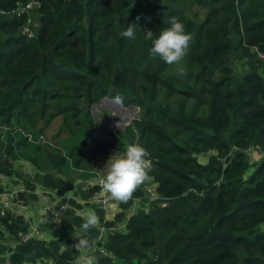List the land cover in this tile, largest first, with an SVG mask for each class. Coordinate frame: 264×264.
<instances>
[{"label": "trees", "instance_id": "16d2710c", "mask_svg": "<svg viewBox=\"0 0 264 264\" xmlns=\"http://www.w3.org/2000/svg\"><path fill=\"white\" fill-rule=\"evenodd\" d=\"M30 1L38 5L31 38L20 34L23 15L0 17V125L9 128L14 120L21 128L19 146L30 144L22 135L26 129L41 137L58 117V135L66 119L80 133L66 154L32 145L36 157L22 160L35 169L32 178L13 169L10 161L17 158L0 157V175L19 179L25 190H33L34 182L46 192L64 193L48 170L86 168L81 154L91 130L86 108L119 95L121 106L143 113L133 128L137 143L155 160L148 179L167 206L149 202L143 209V191L136 189L132 198L142 202L137 200L135 211L129 213L131 199L111 211L100 209L93 201L96 183L86 185L91 200L70 196L71 208L52 239L24 243L18 237L26 234V225L8 209L0 216V232L16 242L8 264H76L74 248L60 249L79 237L104 253H92L99 264H264V60L258 67L248 63L238 76L229 66L230 57H248L249 48L256 50L252 58L264 55V0H0V11ZM193 6L199 15L191 14ZM172 16L193 37L185 57L194 70L187 78L168 73V65L148 56L151 41L144 35L158 34ZM131 23L138 25L136 38H122ZM47 111L53 112L48 119ZM134 137L127 128L122 140L110 137L109 143L127 150ZM249 148L256 153L254 164L247 161ZM207 153L214 154L204 164L196 162ZM78 201L99 217L87 232L76 214ZM122 224V233L109 231ZM99 227L105 236L95 242Z\"/></svg>", "mask_w": 264, "mask_h": 264}, {"label": "rangeland", "instance_id": "374dc122", "mask_svg": "<svg viewBox=\"0 0 264 264\" xmlns=\"http://www.w3.org/2000/svg\"><path fill=\"white\" fill-rule=\"evenodd\" d=\"M28 4L30 5V7L24 9V11L28 14L23 16L25 22L21 26L20 32L23 33L25 31L28 34V36H30L31 34H33V29L36 26L37 16H36V14L33 13V11H34L33 4L32 3H28ZM236 9L238 11V7H236ZM189 11L191 12V14L194 13L197 15H199V12H200L194 6L189 7ZM11 13H12V11H8L4 15H0V17L4 18V19H8V18L12 19V18L16 17ZM26 19H28L27 22H26ZM253 53H255V49L249 48V54L250 55L248 57L238 59V58L233 56V57L229 58V66H230V69L232 71L233 76H238L240 73L245 71L247 69L248 63H252L253 65H255V67L260 66V64L263 60L261 61L257 57L252 58L251 54H253ZM180 68L183 69L182 75L180 74V71H179ZM193 70L194 69L188 65L186 57H184L178 65L168 66V73L175 75V76L185 77V78H187L189 75V72H192ZM33 111H34V109H33ZM85 112L88 116L89 121L91 122V128H90L91 130L89 131V135L87 137V140H86L85 145H84L82 152H81L83 158L85 159L86 168L85 169H75L74 167L71 166V164H69V166L64 170V173H60L56 170H48V173L50 175H53V178L57 179L60 182L63 189L65 190V192L62 194L56 193L55 191H52L51 193L53 194V196L55 195V197L57 198L59 203L66 204L67 208L68 207L71 208L69 205V202H68L71 195H73V196L77 195L78 197L82 198L85 201L88 199V194H86L87 193L86 183H82V184L77 183L76 184L75 178L80 179L79 181L87 182L88 179L92 177L97 182L101 177L106 175V173H107L106 163L109 160L110 156L112 154H122L123 152L126 151V150H117L112 144H110L109 143L110 137H117L119 140H122L124 135H125V130L127 128L128 129L131 128V131L133 132V135L135 137H134L133 141L130 143V145L138 144L136 132L133 128V122L138 121L141 117H143V113L141 112V110L139 108L133 107V106L123 107L121 105H116L113 102V99H111V98L100 99L96 104L87 106ZM36 113L37 112L33 113L32 118H34ZM52 113L53 112H51V111H47V114H46L47 118L46 119H48V117ZM59 123H60L59 117L53 119L51 121V123L47 126V128L44 129V131L41 134L42 135L41 137H40V135L39 136L36 135V133H37L36 130L31 131V129H29V130L26 129L25 134H22V135H27V139H28L27 142H28V144L29 143L30 144L19 146L18 144H16V142H18V140H20V138H19L20 136H19L18 132L19 131L21 132V130H20L21 128L15 124L14 120H12L9 124V128H8L9 131H7L9 133H7V132L2 133L0 130V157H6V158H9V160L17 158L16 161L26 160L27 158H31V157L35 158L37 153H34L35 149H34V146H32L35 144L36 145L38 144L40 146L47 145L55 153L66 154V152L69 150L70 146L72 144H74L73 138L80 133L79 132L80 126H76V125H74L73 121H69L66 119L65 120V125H66L65 129L66 130L64 132H61L60 135H58L57 130L59 127ZM0 127H1V125H0ZM55 136L57 139L51 140ZM40 138L43 139V143H41ZM14 145H17L16 146L17 150L12 151L11 153L6 150L7 147H10V149H12V147H14ZM16 147H15V149H16ZM75 147H76V144H75ZM253 152H255V150H253L252 148L247 149L245 152L247 155V161L249 164H251V163L254 164L253 156H252ZM211 154H214V153L197 155L195 158L196 162L200 163V164H204L206 162L207 156L211 155ZM147 159L150 160V166L147 169V174H148V171L152 168V163L155 160H152L151 156H148ZM73 160L74 159H72V161ZM24 164L28 165V166L27 165H24V166L31 168L32 171H35V169L32 168L29 165V163L25 162ZM16 171H18V170H16ZM249 171H250V169H249ZM31 174H33V172H31ZM31 174L30 175L24 174V176H30L32 178ZM2 178L3 177H0L1 180H2ZM8 178L9 177H5L3 180L8 179ZM30 181H32V180H30ZM32 184L35 187L40 188V186H38L37 183L33 182ZM34 186H33V189H36ZM80 186L83 187V189H81ZM70 187H71V189H70ZM154 187H155V185L151 182V180L146 179L145 182L137 188V189H141L143 191V194H141V193L140 194L142 195V199L145 200L143 202V205L147 206L143 209H147L149 207V202L154 203L159 208H163V207L167 206V203L165 201L158 199L159 197L153 199L152 197L149 196V194L147 193V189L153 191L155 189ZM98 189L100 192L99 187H98ZM136 192H138V191H136ZM144 195L147 196L148 198H151L152 200L146 198ZM91 196H90V199L87 200V202H89L91 200ZM142 199L131 198V200H133V204L129 208V213L132 211H135V208L138 205L137 200L142 202ZM17 200L19 201V199H17ZM23 201H25V200H23ZM108 202L109 201H107L105 207H108L110 205V203H108ZM33 204L34 205L28 204L26 210L32 211L31 222L34 224L38 220H40V218L43 215L47 214V212H45V210H44L45 208L50 209L49 213H52L57 208L56 203L51 202L46 197L38 198L37 201H35ZM96 206L98 208H100L97 204H96ZM111 207H112V205L109 206L107 209L109 210V208H111ZM84 208L91 210V211L93 210L92 207H90L88 205L84 206ZM113 208L114 207H112V209ZM75 216H77V215H75ZM61 218H62V216H61ZM60 220L61 219L59 218V221ZM38 225H40V224L38 223ZM263 228H264V225H261L260 229H263ZM49 232L52 233L51 231H49ZM75 233L78 234L77 231H75ZM103 236H105V234H103ZM7 237H8V235H7ZM8 239H10V238L8 237ZM100 240H101V237L98 238V241H100ZM0 254L3 255V253L1 251H0ZM1 255H0V258H1ZM110 264H112V263H110ZM134 264H144V262L143 263H134Z\"/></svg>", "mask_w": 264, "mask_h": 264}, {"label": "clouds", "instance_id": "9594fccd", "mask_svg": "<svg viewBox=\"0 0 264 264\" xmlns=\"http://www.w3.org/2000/svg\"><path fill=\"white\" fill-rule=\"evenodd\" d=\"M137 16L136 20L139 21ZM168 27L162 29L158 34L147 31L145 39L151 41L148 49V56L151 59H158L168 66L178 65L186 56L192 35L186 33L185 26L175 16L167 20ZM138 32V25L131 23L120 32V36L127 40H134ZM180 74L183 69L180 68ZM116 105H123V97L117 95L113 98ZM148 151L139 144L129 145L122 154H112L107 161V173L101 177L97 184L100 188L99 195L103 196L105 202L115 201L112 207L127 203L133 196L136 189L148 179L147 169L150 166ZM99 222V217L95 211H88L81 231L87 232ZM71 248L76 252L84 253L91 246L89 239L85 237L75 238ZM65 251L71 249L64 246ZM76 264H99L97 256L93 254H81L77 257Z\"/></svg>", "mask_w": 264, "mask_h": 264}, {"label": "crops", "instance_id": "0c3cea01", "mask_svg": "<svg viewBox=\"0 0 264 264\" xmlns=\"http://www.w3.org/2000/svg\"><path fill=\"white\" fill-rule=\"evenodd\" d=\"M255 152L252 153L253 158H255ZM256 159V158H255ZM12 164V167L14 170H18V172H20V174H26V175H30L32 171L31 168L26 167L24 165L25 162L24 161H10ZM28 166V165H27ZM33 174H31V176H33ZM3 177L2 180L0 179V193H2L4 196L3 198L5 200H11V207L9 208L8 214H10L11 218L14 217H21L26 225V236L31 239V238H35L38 240H45V241H49L51 238V234L49 231L51 232H55L58 226V222L53 223L52 221H48L45 224H40L38 221V223L40 225H38V223L36 222L35 224L31 222V214L32 211L31 210H26L27 209V205H34L33 203L35 201H37L38 198L40 197H46L48 198L51 202H55L56 205L58 204L53 198V194L46 192L44 190H42V188L39 187H35L36 189L33 190H25V188L23 187V183H21V181L19 179H16L13 176H9L8 179L3 180L5 177ZM76 180V184L80 183H86V185H91L94 186L96 181L94 178H89L87 182H82L79 181L80 179L75 178ZM81 187V186H80ZM18 193H22L23 194V198L18 199ZM30 195H32L34 197V199L30 198ZM72 196V195H71ZM75 200H79L74 198ZM25 200V201H23ZM87 202H84L82 204V202L78 201V204L80 205V209L76 211V214L79 215L81 218H83L85 220L86 214L88 211V209L84 208V204ZM108 203H110L109 206L113 205L114 203H116L115 201H109ZM108 206V207H109ZM112 210V207L109 208V211ZM62 216V215H61ZM60 216V219H61ZM123 226V224H122ZM120 225L115 226L114 228L110 229V232H117V233H122L124 226L122 227ZM0 231H2V228H0ZM103 234H105V230L102 227H99L98 229V236L102 237ZM77 236V235H76ZM75 236V237H76ZM67 245H63L60 249V252L65 251L64 246H67L68 248L71 249V246L73 245V243H66ZM16 245V242L12 241L11 239H8L6 234H3L2 232H0V251L3 253V255H1L0 258V263L1 264H5V257L7 256L8 250L12 249L13 246ZM78 253V256L81 254H88V249L85 250L84 253ZM46 264H53L51 261H47L45 262ZM45 263H39V262H35V263H22V264H45Z\"/></svg>", "mask_w": 264, "mask_h": 264}, {"label": "built area", "instance_id": "2783aa9c", "mask_svg": "<svg viewBox=\"0 0 264 264\" xmlns=\"http://www.w3.org/2000/svg\"><path fill=\"white\" fill-rule=\"evenodd\" d=\"M28 3H32V4H33V9H34L33 13L36 14V10H37V7H38L37 3H36V2H32V1H30V2H28ZM28 3H26V4L23 5V6H18V7H16L15 9L11 10V11H12L11 14H13L14 16H18V15H23V16H25V15H27L28 13H26V12L24 11V9L30 7V5H29ZM5 13H6V12L0 11V15H4ZM27 21H28V19H26V22H27ZM24 22H25V21H24ZM20 34L23 35V36H25V38H27V39H29V38L32 37V35H33V34H31L30 36H28V34H27L25 31H24L23 33L20 32ZM255 51H256V50H255ZM255 53H256V52H255ZM256 57L259 58V59H261V60H264V55H261V54H258V53H257ZM0 130H1L2 133H6L7 131H9V129H8L7 127H2V126L0 127ZM26 137H27V136H26ZM96 185L98 186L97 182H96ZM98 187H99V186H98ZM99 193H100V192H99ZM147 193H148L149 196L152 197L153 199L157 198V197H155V194H154L153 191L147 189ZM3 196H4V195H3L2 193H0V216H3V215L5 214V212H6V211L11 207V205H12V204H11V200H5V199L3 198ZM54 198H55V201L58 203V204H57V208H56L55 211H53L52 213H49V211H50L49 208H45L44 210H45V212H47V214H46V215H43V216L40 218V220H38V222H39L40 224H45V223H47L48 221H52L53 223L58 222L60 216L66 211V209H67L66 204H61V203H59V201L57 200V198L55 197V195H54ZM93 201L95 202V204H97V205L100 207V209L105 208L106 203H107V202H105L104 197L101 196V195H99V194H97V195H95V196L93 197ZM18 238H19V241H18V242H20V243H24V242H26V241L29 239L25 234H23V235H19ZM98 238H100V237L97 236V239H96L95 242H99V241H98ZM93 246H94V245H92V246H90V247L88 248V254H92L93 251L95 250V249L93 248ZM95 252H98V255H99V256H101V255L104 254L100 249H96ZM4 260H5V264H8V259H7L6 257H5Z\"/></svg>", "mask_w": 264, "mask_h": 264}]
</instances>
